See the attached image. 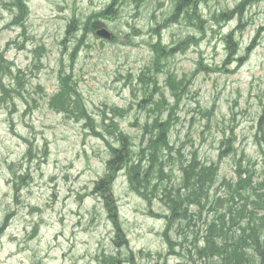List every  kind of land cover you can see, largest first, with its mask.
Returning a JSON list of instances; mask_svg holds the SVG:
<instances>
[{
  "label": "rangeland",
  "instance_id": "1",
  "mask_svg": "<svg viewBox=\"0 0 264 264\" xmlns=\"http://www.w3.org/2000/svg\"><path fill=\"white\" fill-rule=\"evenodd\" d=\"M111 1L25 0L28 14L13 24L11 0H0V53L12 65L2 77L4 99L0 90V226L7 223L0 264H110L109 256L116 264H200L205 231L231 198L244 208L239 223L252 210L264 233V191L258 200L246 185L264 181V1L238 12L241 0H198L196 20L173 18L175 0H116L114 13L99 18L112 40L84 31ZM154 44L170 53L157 58ZM65 75L91 125L51 107ZM109 116L135 150L146 121L168 120L169 142L185 162L195 153L216 166L208 199L222 195L221 206L207 205L181 238L173 229L169 237L166 219L154 215L167 214L164 203L150 205L124 169L108 168L109 144L118 146L105 127ZM166 165L173 173L166 182L176 185V161ZM238 169L246 170L240 199L228 188L237 185ZM106 177H113L109 201L94 192ZM115 225L129 248L117 245ZM247 253V264H261L255 251Z\"/></svg>",
  "mask_w": 264,
  "mask_h": 264
},
{
  "label": "trees",
  "instance_id": "2",
  "mask_svg": "<svg viewBox=\"0 0 264 264\" xmlns=\"http://www.w3.org/2000/svg\"><path fill=\"white\" fill-rule=\"evenodd\" d=\"M261 1L264 0H241L235 10L241 12L245 6ZM115 2L116 0H112L103 10L88 17L84 23V31L94 32L96 28L101 27L103 24L99 18L112 15ZM11 5L16 10L13 24H21L28 14L25 0H11ZM174 11L173 18L179 15L186 19L194 18L197 20L198 0H175ZM227 38L228 50L233 51L235 46L229 35ZM153 48L157 58L164 57L170 53L169 51H164V48L158 44H154ZM11 66V63L0 53V90L3 96L2 99L8 95V89L3 85L2 77L7 73H12ZM69 78V75L60 78L61 88L52 97L50 105L56 110L75 115L77 118H85L87 123L91 125L92 119L86 109L81 106L78 92L70 85ZM144 101L145 99L142 102ZM156 110H159V105H156ZM121 112L122 110L118 107L112 109L114 115H121ZM107 119L110 120V124L105 127L109 129V133L114 135L118 141V146L116 147L109 144L111 158L107 162L108 168L112 171H115L117 167L126 168V175L131 182L132 188L142 198L148 200L149 204L154 197L161 196V200L170 210L169 218L172 223L182 219L187 221V226H190L191 223L194 225L196 215L199 216L201 210L206 208L207 205L209 207V204H211L208 208L210 211L217 210V207L215 208L216 204L221 206L222 199H214V201H209L208 199L209 189L216 180V166L202 164L195 153L185 162L186 158L182 155L181 148H177L175 151L177 157L174 158V161H176V167L181 172V179L176 185L166 182L167 179L171 180L173 176L172 171L168 172L165 168L166 164L173 160L171 153L174 150L168 139V120H160L156 117L151 122L146 121L142 125L138 149L135 150L128 136L120 132L119 125L114 118L109 116ZM226 142L229 144L228 140ZM245 173L246 170L238 169L239 180L237 185L235 187L228 185L230 191H235L239 199L241 195L238 190L244 185L243 178L245 177L242 176ZM250 176L251 174L248 178ZM23 178L22 176L21 179ZM253 184L254 181L250 185L246 183L247 187L249 186L252 190L251 194H256L259 198L258 200H262L261 192L264 191V181ZM15 189L17 191V187ZM184 191L186 192L184 193ZM251 199H253V195H251ZM258 200H253L255 206L261 205ZM226 201L228 203L227 213L221 211L216 216V220H212L209 223L205 231L203 246L197 249L199 263L247 264L251 262L247 249H251L262 258L261 264H264V233L261 235L259 233L260 224H253V211L247 210V213H245L247 222L246 225H242L239 222L241 217L244 216V208H236L238 203L232 198L226 199ZM233 202H235L234 205ZM195 207H198L199 210L195 211L194 209L193 211L192 209ZM6 225L7 223L4 221L2 226H0V234ZM234 230L237 232H234ZM167 241L169 242L168 239ZM169 245H171L170 242ZM215 257H218L219 260H215ZM106 261L110 264H116L117 262L113 256L105 257L104 262Z\"/></svg>",
  "mask_w": 264,
  "mask_h": 264
},
{
  "label": "flooded vegetation",
  "instance_id": "3",
  "mask_svg": "<svg viewBox=\"0 0 264 264\" xmlns=\"http://www.w3.org/2000/svg\"><path fill=\"white\" fill-rule=\"evenodd\" d=\"M103 193H106V189L105 188H103V190L101 191V194H103ZM166 221L168 222L167 235L169 237H171L170 234H171L172 229H173L174 232H176V231L179 232L178 236L181 238V235L184 232V228L187 227V221L181 219V220L176 221L175 223H172L169 217H167ZM192 225L193 224L191 223L190 224V228L192 227ZM171 242H173L174 245H176V246H179V244H180V243H178L180 241H177L176 239H171L170 243ZM166 243H169V242L166 240ZM119 244H121L122 246H125L127 244V241L126 240H122V241L119 242Z\"/></svg>",
  "mask_w": 264,
  "mask_h": 264
},
{
  "label": "water",
  "instance_id": "4",
  "mask_svg": "<svg viewBox=\"0 0 264 264\" xmlns=\"http://www.w3.org/2000/svg\"><path fill=\"white\" fill-rule=\"evenodd\" d=\"M96 35L99 37H102L104 39H110L111 38V34L105 29V28H100L96 31ZM264 162V160H263ZM100 189V184L96 183L95 184V191H98ZM113 217L115 218L116 215H113Z\"/></svg>",
  "mask_w": 264,
  "mask_h": 264
},
{
  "label": "bare ground",
  "instance_id": "5",
  "mask_svg": "<svg viewBox=\"0 0 264 264\" xmlns=\"http://www.w3.org/2000/svg\"><path fill=\"white\" fill-rule=\"evenodd\" d=\"M181 192H182V191H181ZM185 192H186V191H184V193H185ZM222 198H223L222 195H217V196H216V199H217V200L222 199ZM189 205H190V204H189Z\"/></svg>",
  "mask_w": 264,
  "mask_h": 264
}]
</instances>
